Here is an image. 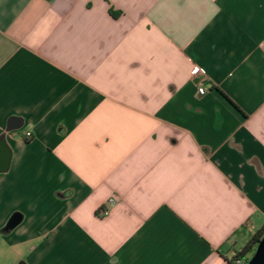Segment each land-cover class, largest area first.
Instances as JSON below:
<instances>
[{
  "label": "crops",
  "instance_id": "1",
  "mask_svg": "<svg viewBox=\"0 0 264 264\" xmlns=\"http://www.w3.org/2000/svg\"><path fill=\"white\" fill-rule=\"evenodd\" d=\"M0 140L8 264H230L264 225V0H0Z\"/></svg>",
  "mask_w": 264,
  "mask_h": 264
},
{
  "label": "water",
  "instance_id": "2",
  "mask_svg": "<svg viewBox=\"0 0 264 264\" xmlns=\"http://www.w3.org/2000/svg\"><path fill=\"white\" fill-rule=\"evenodd\" d=\"M20 127V122L17 119H12L7 125L9 131L17 130ZM10 162V154L5 147V141L0 140V173L5 172L8 169ZM19 220L17 218H12L5 226L4 230L9 231L13 229ZM18 264H25L24 262H19ZM247 264H264V237L259 241L256 246L254 254L251 256Z\"/></svg>",
  "mask_w": 264,
  "mask_h": 264
},
{
  "label": "trees",
  "instance_id": "3",
  "mask_svg": "<svg viewBox=\"0 0 264 264\" xmlns=\"http://www.w3.org/2000/svg\"><path fill=\"white\" fill-rule=\"evenodd\" d=\"M263 237H264V225L251 236V238L246 243V245L242 247L239 250V252L235 254L232 260L241 259L245 261V263L247 264V262L249 261V256H252L254 254L257 244Z\"/></svg>",
  "mask_w": 264,
  "mask_h": 264
},
{
  "label": "built area",
  "instance_id": "4",
  "mask_svg": "<svg viewBox=\"0 0 264 264\" xmlns=\"http://www.w3.org/2000/svg\"><path fill=\"white\" fill-rule=\"evenodd\" d=\"M191 74L198 76V75H203L202 70L197 67V66H193L191 69ZM199 95H203L205 93V88L203 86H200L197 90ZM26 139H28L30 136L29 134L25 135ZM115 204V200L114 199H109L106 202V206L100 208L97 211V216L100 218H103L105 216H107L109 214L110 209L114 206ZM230 264H246L245 261L241 260V259H237V260H232Z\"/></svg>",
  "mask_w": 264,
  "mask_h": 264
},
{
  "label": "rangeland",
  "instance_id": "5",
  "mask_svg": "<svg viewBox=\"0 0 264 264\" xmlns=\"http://www.w3.org/2000/svg\"><path fill=\"white\" fill-rule=\"evenodd\" d=\"M251 258V256H249V259ZM11 259V257L9 255H6L2 249L0 248V264H8L9 260Z\"/></svg>",
  "mask_w": 264,
  "mask_h": 264
}]
</instances>
